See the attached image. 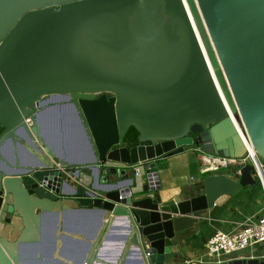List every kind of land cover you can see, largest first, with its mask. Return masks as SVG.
Returning <instances> with one entry per match:
<instances>
[{"label":"water","instance_id":"obj_1","mask_svg":"<svg viewBox=\"0 0 264 264\" xmlns=\"http://www.w3.org/2000/svg\"><path fill=\"white\" fill-rule=\"evenodd\" d=\"M69 114L89 152L80 165L54 143L65 141ZM0 129V264H21L43 216L67 210L100 216L78 264H127L130 253L136 264H174L196 214L258 184L247 165L239 181L204 178L191 199L148 196L160 158H243L249 139L264 161V0H0ZM135 166L148 179L140 190L137 177L100 181L104 169ZM62 168L96 179L85 185Z\"/></svg>","mask_w":264,"mask_h":264},{"label":"crops","instance_id":"obj_2","mask_svg":"<svg viewBox=\"0 0 264 264\" xmlns=\"http://www.w3.org/2000/svg\"><path fill=\"white\" fill-rule=\"evenodd\" d=\"M63 111L61 110L60 113ZM64 113V112H63ZM63 113L61 115H63ZM68 114V113H67ZM41 121L43 128L51 120V115L45 111ZM67 134L65 141L55 143L59 154L73 158L76 165H80L89 159V152L78 134L76 125L71 115H65ZM46 131V129H45ZM198 162H196V157ZM199 151L188 150L183 154L157 160V173L160 187L163 189L159 194L155 191L148 192L149 197L158 196L162 202H168L173 198L181 197L184 200L204 194L203 175L199 179ZM143 174V167L138 166ZM201 174V173H200ZM192 177L189 179L188 176ZM135 178L133 168H111L102 171L100 181L104 184L113 183L123 179ZM84 184H90L96 179V175L89 176L84 172L82 175ZM148 183V179L136 178L137 186L134 191L140 190L142 185ZM264 215V191L261 184L246 187L240 194L230 199L223 206H217L208 212L196 214L200 216V222L193 228L181 232V242L171 259L174 264H213L216 261L205 255V244L218 230L233 232L240 229L249 219L257 220ZM100 223L99 213L96 211L67 210L62 216L45 214L41 235L36 236V241L20 246L21 264H78L88 247L90 239L96 234ZM60 228L61 235L57 236ZM122 232L119 229L111 240L110 250L104 252L106 258L112 257V250L119 248V237ZM39 240V241H38ZM124 246L119 251L122 255ZM117 252V251H116ZM40 257V258H39ZM264 258V252L257 248L249 251L235 253L222 260L232 258ZM223 260V261H224ZM127 264L134 263L132 253L128 255Z\"/></svg>","mask_w":264,"mask_h":264},{"label":"built area","instance_id":"obj_3","mask_svg":"<svg viewBox=\"0 0 264 264\" xmlns=\"http://www.w3.org/2000/svg\"><path fill=\"white\" fill-rule=\"evenodd\" d=\"M199 160L201 175L207 176L211 173L219 175L217 174L218 172L226 169L232 172V175L227 176L236 181H239L241 178V171L238 167L252 165L254 167L253 174L258 178L264 191V161L260 159L259 154L256 151L255 153L252 152L250 147L247 155L243 158L211 156L199 151ZM61 170L66 176L71 178H74L73 176L75 173H80L81 181H83L82 175L85 172L83 168H62ZM133 173L137 178L141 176V171L138 166L133 167ZM149 183L153 189H156V191L160 187L159 180L152 174L149 178ZM252 219L253 218L249 219L236 231H216L205 244L204 251L206 257L220 263L224 260H222L224 257H229L254 245L264 244V215L257 220Z\"/></svg>","mask_w":264,"mask_h":264},{"label":"rangeland","instance_id":"obj_4","mask_svg":"<svg viewBox=\"0 0 264 264\" xmlns=\"http://www.w3.org/2000/svg\"><path fill=\"white\" fill-rule=\"evenodd\" d=\"M239 121H240V125H241V128L243 129V131H245V129H244V127H243V125H242V121L240 120V118H237ZM197 155H195V157H196ZM196 162H198V158L196 157ZM199 166H200V160H199ZM200 168V167H199ZM217 174H226V175H232V172L230 171V170H222V171H220V172H218ZM211 175H215V174H213V173H211V174H208L207 176H203V179L204 178H206V177H209V176H211ZM192 176L191 175H189L188 176V178L190 179ZM199 179L202 177L201 176V174H200V172L198 173V176H197ZM162 188H160L159 190H157L156 192L159 194L160 192H162ZM253 248H257L258 250H259V252H264V244H258V245H254V246H252V247H249V248H247L246 250H243V251H240V252H244V251H249V250H251V249H253ZM239 253V252H238Z\"/></svg>","mask_w":264,"mask_h":264},{"label":"trees","instance_id":"obj_5","mask_svg":"<svg viewBox=\"0 0 264 264\" xmlns=\"http://www.w3.org/2000/svg\"><path fill=\"white\" fill-rule=\"evenodd\" d=\"M137 136H138V134H137L136 130H135L134 128H132V129L130 130V132H129V135H128L129 140L135 142ZM256 179H257V181H258V184H260L258 178H256Z\"/></svg>","mask_w":264,"mask_h":264},{"label":"bare ground","instance_id":"obj_6","mask_svg":"<svg viewBox=\"0 0 264 264\" xmlns=\"http://www.w3.org/2000/svg\"><path fill=\"white\" fill-rule=\"evenodd\" d=\"M62 113H63V112H62ZM62 113H61V114H62ZM235 120H236V123H237V125L239 126L240 130H241V131L243 132V134L245 135L246 133H245V131H243V129L241 128L240 121H239L238 119H236V118H235ZM247 139H248V136H247ZM248 145H249L251 151L255 153V150L253 149L254 146L252 145L251 141H249V139H248Z\"/></svg>","mask_w":264,"mask_h":264},{"label":"flooded vegetation","instance_id":"obj_7","mask_svg":"<svg viewBox=\"0 0 264 264\" xmlns=\"http://www.w3.org/2000/svg\"><path fill=\"white\" fill-rule=\"evenodd\" d=\"M2 132V130L0 129V133Z\"/></svg>","mask_w":264,"mask_h":264}]
</instances>
